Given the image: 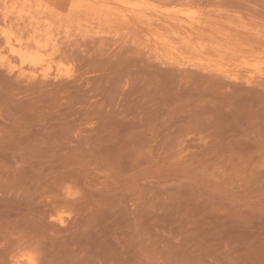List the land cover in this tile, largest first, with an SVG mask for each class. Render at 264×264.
Masks as SVG:
<instances>
[{
  "label": "rangeland",
  "instance_id": "rangeland-1",
  "mask_svg": "<svg viewBox=\"0 0 264 264\" xmlns=\"http://www.w3.org/2000/svg\"><path fill=\"white\" fill-rule=\"evenodd\" d=\"M120 41L63 36L60 82L0 69V264H264V75Z\"/></svg>",
  "mask_w": 264,
  "mask_h": 264
},
{
  "label": "bare ground",
  "instance_id": "bare-ground-1",
  "mask_svg": "<svg viewBox=\"0 0 264 264\" xmlns=\"http://www.w3.org/2000/svg\"><path fill=\"white\" fill-rule=\"evenodd\" d=\"M261 24L211 0H0V69L28 83L70 79L74 67L59 43L73 35L142 45L162 62L254 79L264 75ZM12 260L36 264L30 251Z\"/></svg>",
  "mask_w": 264,
  "mask_h": 264
}]
</instances>
